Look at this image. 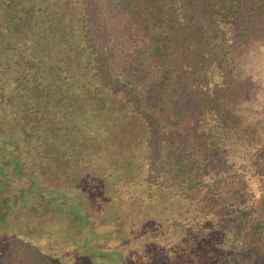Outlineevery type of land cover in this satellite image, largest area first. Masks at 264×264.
<instances>
[{
    "label": "trees",
    "instance_id": "trees-1",
    "mask_svg": "<svg viewBox=\"0 0 264 264\" xmlns=\"http://www.w3.org/2000/svg\"><path fill=\"white\" fill-rule=\"evenodd\" d=\"M108 4L0 0V264H264V146L237 113L264 0Z\"/></svg>",
    "mask_w": 264,
    "mask_h": 264
},
{
    "label": "rangeland",
    "instance_id": "rangeland-1",
    "mask_svg": "<svg viewBox=\"0 0 264 264\" xmlns=\"http://www.w3.org/2000/svg\"><path fill=\"white\" fill-rule=\"evenodd\" d=\"M96 3L101 7L102 11H110L108 0H96ZM113 10H115V8ZM105 33L106 29L103 26H99L98 34L101 36V41L107 43L108 48L114 51L115 57H118L119 44L113 41L117 34L115 32L111 33L110 36H113V38H110L106 36ZM237 71L238 81L242 83L238 97L240 106L237 109V113L241 119V127L245 129V134L252 138V143L255 146H264V37L253 38L247 48V55L240 59ZM7 161L8 158L6 156L2 157L0 154V164H5ZM4 170L8 176V184L1 189V193L2 195L7 194L8 205H18L20 196H22L25 191H28L30 180L13 175L10 164L5 166ZM32 197L33 194L31 193L30 198ZM112 224L113 223L107 221L104 223V226L98 227L97 230H102L106 227L109 228ZM115 243L116 240L112 239L107 242L103 248L110 249ZM17 252L19 253L18 259L20 263L24 258H27L26 256L31 258L33 257L32 254H35L32 249H29L23 244L18 246ZM97 252L100 251L97 250ZM111 256L112 255H110L108 259L109 264H112L111 259L114 258V256Z\"/></svg>",
    "mask_w": 264,
    "mask_h": 264
}]
</instances>
